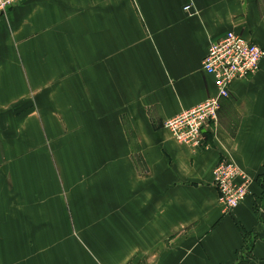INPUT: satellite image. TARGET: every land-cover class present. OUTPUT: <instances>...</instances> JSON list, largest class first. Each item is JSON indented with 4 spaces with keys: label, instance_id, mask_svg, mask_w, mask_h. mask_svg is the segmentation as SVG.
Here are the masks:
<instances>
[{
    "label": "crops",
    "instance_id": "1",
    "mask_svg": "<svg viewBox=\"0 0 264 264\" xmlns=\"http://www.w3.org/2000/svg\"><path fill=\"white\" fill-rule=\"evenodd\" d=\"M229 31L264 48V0H24L1 16L0 264H264V60L200 147L164 127L217 93L202 63ZM223 159L252 179L231 213Z\"/></svg>",
    "mask_w": 264,
    "mask_h": 264
},
{
    "label": "built area",
    "instance_id": "2",
    "mask_svg": "<svg viewBox=\"0 0 264 264\" xmlns=\"http://www.w3.org/2000/svg\"><path fill=\"white\" fill-rule=\"evenodd\" d=\"M23 1L0 0V18ZM190 9L191 6L186 7V10ZM263 60L264 48L236 31H229L212 42L203 59L202 69L214 78L217 93L165 121L164 127L169 130L173 139L194 149L200 147L203 129L217 119L221 100L230 97L231 87L236 81L255 76L260 71ZM214 176L219 204L224 213H231L249 196L252 179L230 159H223L217 164Z\"/></svg>",
    "mask_w": 264,
    "mask_h": 264
},
{
    "label": "rangeland",
    "instance_id": "3",
    "mask_svg": "<svg viewBox=\"0 0 264 264\" xmlns=\"http://www.w3.org/2000/svg\"><path fill=\"white\" fill-rule=\"evenodd\" d=\"M244 259H250V257L249 256H247L246 258H244ZM243 259V260H244ZM251 260V259H250ZM242 263H245V261H242Z\"/></svg>",
    "mask_w": 264,
    "mask_h": 264
}]
</instances>
